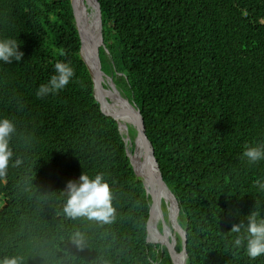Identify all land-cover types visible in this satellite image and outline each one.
I'll return each instance as SVG.
<instances>
[{"label": "trees", "instance_id": "obj_1", "mask_svg": "<svg viewBox=\"0 0 264 264\" xmlns=\"http://www.w3.org/2000/svg\"><path fill=\"white\" fill-rule=\"evenodd\" d=\"M98 3L99 68L143 119L154 173L179 205L186 264H264V255L245 254L247 216L264 219V190L255 183L264 182V160L249 164L242 156L245 146H264V0ZM4 38L16 39L24 56L0 61V118L16 128L0 178V257L172 264L149 234L151 200L117 124L95 101L70 0H0ZM57 62L75 75L57 94L38 99ZM82 173L104 174L114 222L64 215L66 185ZM241 222V232L232 233Z\"/></svg>", "mask_w": 264, "mask_h": 264}, {"label": "clouds", "instance_id": "obj_2", "mask_svg": "<svg viewBox=\"0 0 264 264\" xmlns=\"http://www.w3.org/2000/svg\"><path fill=\"white\" fill-rule=\"evenodd\" d=\"M20 43L16 39H0V61L12 63L13 60L21 61L24 53L19 50ZM55 75L49 82L41 84L36 91V97L42 99L48 95H55L63 90L75 75L74 69L68 64L57 62L54 65ZM16 131L14 123L8 118H0V178L7 175L9 163L13 152L9 147L12 134ZM242 156L249 164H255L264 160V146H245ZM18 164L19 161H16ZM256 185L264 190V182L257 180ZM64 192L67 200L63 208L64 215L70 219L86 217L98 223L109 224L114 222L116 209L113 207V194L110 184L104 179L103 173H97L94 177L82 173L77 181H68ZM245 254L255 260L264 255V219H257V213L251 212L247 216ZM245 224H234L232 233H240ZM236 247L242 245V240L237 237L234 241ZM0 264H22V258L18 256L0 257Z\"/></svg>", "mask_w": 264, "mask_h": 264}, {"label": "water", "instance_id": "obj_3", "mask_svg": "<svg viewBox=\"0 0 264 264\" xmlns=\"http://www.w3.org/2000/svg\"><path fill=\"white\" fill-rule=\"evenodd\" d=\"M95 2V15H96V26L97 31L96 35L92 40H88L87 34L83 25L81 24L80 15L78 12L79 5L81 4V0H70L72 14L74 23L77 29V34L80 40V50L79 56L81 61L85 64L89 75L93 84V94L95 101L98 103L101 112L112 118L115 122L116 113H108L105 112L101 106L104 101V93L107 92L108 95L106 97L111 96L117 103L121 104L120 113L125 116H129L132 118L134 123V137L133 139H138L142 145V151L146 158V167L145 170V179L141 178V175L137 174L135 166L132 162L130 153H134L136 149V145H133V151H131V145L129 136V132L127 128L124 130L121 129L117 124L118 132L123 137V142L125 145L126 156L129 159V163L132 167V171L136 178L140 180L143 184L146 196L150 197V208H149V234L151 238L155 241H158L161 248H166L171 256L172 264H186L187 252H186V229L182 227L179 223V205L176 198L173 196L169 188L166 184L161 181L154 173L153 170V158L150 154L151 144L148 141L145 135V127L143 124V119L139 112L132 106V104L121 95L120 90L117 89L112 79L103 73L99 68V48L103 46V36H102V19H101V11L99 7L98 0H94ZM85 51L90 57V64H87L85 58L82 56V51ZM105 80L107 85H104L102 81ZM108 88L109 90H107ZM161 194L163 195V199L161 198ZM167 203V204H166ZM162 204H166L165 210L167 213V222L173 232L171 238H167L162 236L157 227L156 222L160 217V211ZM178 235L180 239V251L175 250V236ZM182 258V259H181Z\"/></svg>", "mask_w": 264, "mask_h": 264}, {"label": "bare ground", "instance_id": "obj_4", "mask_svg": "<svg viewBox=\"0 0 264 264\" xmlns=\"http://www.w3.org/2000/svg\"><path fill=\"white\" fill-rule=\"evenodd\" d=\"M89 1V5L86 6V2ZM80 19H81V24L83 25V28L86 31L88 40H92L97 31V26L95 23L96 20V15H95V2L94 0H81V4L79 5L78 9ZM82 56L85 58L87 64H90V57L89 55L83 50L82 51ZM104 85H107V82L105 80L102 81ZM107 90H109L107 88ZM104 101L102 102L101 106L105 112L108 113H116L115 120L118 123L119 127L121 129H131L134 131V123L131 117L125 116L122 113H120L121 110V104L117 103L111 96L106 97V92L104 93ZM130 141L131 145L130 147L132 148L133 145H136V149L134 153H130L132 162L135 166L137 174L141 175L142 179H145V170L144 167L147 165L146 158L143 154L142 151V145L140 140L138 139H129L128 142ZM161 198L163 199V195L161 194ZM167 204V203H166ZM182 259V258H181Z\"/></svg>", "mask_w": 264, "mask_h": 264}, {"label": "rangeland", "instance_id": "obj_5", "mask_svg": "<svg viewBox=\"0 0 264 264\" xmlns=\"http://www.w3.org/2000/svg\"><path fill=\"white\" fill-rule=\"evenodd\" d=\"M88 5H89V1L86 2V6H88ZM106 94H107V92H106ZM128 132H131L132 135H131L130 138L133 139L134 131L131 130V129H128ZM130 150L133 151V147ZM165 206H166V204H162L161 211H160V217H159V219L156 222V227H157L159 233L162 236L167 237V238H171L173 232H172V230H171V228H170V226H169V224L167 222V219H166L167 213H166V210H165ZM178 240L180 241L178 235H176L175 236V244H176V241H178Z\"/></svg>", "mask_w": 264, "mask_h": 264}]
</instances>
